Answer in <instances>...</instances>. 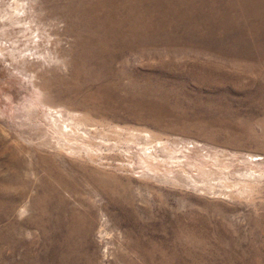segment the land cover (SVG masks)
<instances>
[{
	"label": "rangeland",
	"instance_id": "374dc122",
	"mask_svg": "<svg viewBox=\"0 0 264 264\" xmlns=\"http://www.w3.org/2000/svg\"><path fill=\"white\" fill-rule=\"evenodd\" d=\"M0 264H264V0H1Z\"/></svg>",
	"mask_w": 264,
	"mask_h": 264
},
{
	"label": "bare ground",
	"instance_id": "6f19581e",
	"mask_svg": "<svg viewBox=\"0 0 264 264\" xmlns=\"http://www.w3.org/2000/svg\"><path fill=\"white\" fill-rule=\"evenodd\" d=\"M0 2H1V0H0ZM16 3H17V2H16ZM17 4H19V3H17ZM17 4H16V5H17ZM11 7H13V6H11ZM17 7H18V5H17ZM17 7H16V8H17ZM16 8H15V10H16ZM17 9H18V8H17ZM48 107H49V106H48ZM48 109H49V108H48ZM49 111H50V109H49ZM53 114H54V113H53ZM55 116H56V115H55ZM62 117H63V116H62ZM59 118H60V117H59ZM58 120H59V119H58ZM63 121H64V120H63ZM65 124H66V122H65ZM67 125H68V124H67ZM63 126H64V125H63ZM65 126H66V125H65ZM69 126H70V125H69ZM66 127H67V126H66ZM66 127H65V128H66ZM77 127H78V126H77ZM71 128H72V127H71ZM71 128H70V129H71ZM66 129H67V128H66ZM70 129H69V130H70ZM72 129H73V128H72ZM74 131H75V130H74ZM78 131H79V130H78ZM74 134H75V133H74ZM89 150H90V149H89ZM89 150H88V151H89ZM150 153H151V152H150ZM154 173H155V172H154ZM167 179H170V178H167ZM243 190H244V189H243ZM22 210H23V209H22Z\"/></svg>",
	"mask_w": 264,
	"mask_h": 264
}]
</instances>
